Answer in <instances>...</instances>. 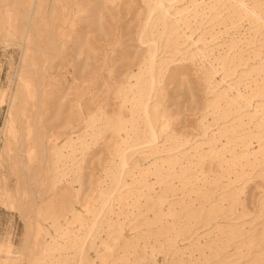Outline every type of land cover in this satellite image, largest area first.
<instances>
[{
	"label": "rangeland",
	"instance_id": "374dc122",
	"mask_svg": "<svg viewBox=\"0 0 264 264\" xmlns=\"http://www.w3.org/2000/svg\"><path fill=\"white\" fill-rule=\"evenodd\" d=\"M154 1L92 2L63 42L82 38L83 53L50 68L45 19L61 9L0 0V264H264V0H177L173 19L147 22ZM145 27L160 41L150 101L159 138L139 148L150 139ZM86 62L96 116L83 139L57 153L35 116L31 135L25 118L14 139L6 119L22 71L40 80L49 69L70 91V69ZM108 118L127 122L120 145L138 144L120 184ZM101 192L115 195L103 212Z\"/></svg>",
	"mask_w": 264,
	"mask_h": 264
},
{
	"label": "bare ground",
	"instance_id": "6f19581e",
	"mask_svg": "<svg viewBox=\"0 0 264 264\" xmlns=\"http://www.w3.org/2000/svg\"><path fill=\"white\" fill-rule=\"evenodd\" d=\"M97 1L101 5V10L107 8L105 0H53V10L60 8V12L56 16L52 15L51 19H45L46 33L48 34L49 43L55 52L50 57V68L55 64L56 60L62 62L69 61L76 56H80L81 46L85 42L82 38H78L72 49H63V42L70 37L78 35L77 27H75V21L83 20L81 15L82 9H89L91 3ZM177 0H155L150 5V11L147 22L155 15L160 13L166 20L174 18L175 2ZM101 27V26H100ZM147 27L143 28L142 34H140V42L148 44V54L146 63L148 71L150 72V78L146 81L145 86H148V93L144 92V89L140 90V106L144 111L147 127L150 135V139L140 144L139 148H145L153 146L158 140L157 129L151 119V95H153V89L156 84L154 77V71L161 65V59H159V40L156 37H148L146 35ZM85 26L81 25L80 30L84 31ZM79 50V52L77 51ZM87 62L85 65L75 64L74 70L70 69L72 73V79L70 80V91L68 87L63 86L59 81L54 80L53 73L46 69L42 72L40 80L35 79L36 71L26 74L23 70L21 73L18 91L10 97V110L9 118L6 119V125L9 124V132L13 133L14 139H19L20 135V121L26 118L28 128L27 136H30L34 131V124L29 118L34 117V122L37 121L43 130L42 137L39 139L41 143L45 142L47 138L48 143L56 152H61L62 147L72 145L77 139H83L84 135H78L80 130L85 129L89 125L88 118L96 116L92 102L88 97L91 86L97 83L96 77H88V72H85ZM140 88V89H141ZM18 107L15 113L14 108ZM100 113L108 116L106 111L98 109ZM127 122L119 121L118 123H111L108 118L106 126L110 128L114 133L116 132L115 141L119 145L118 152L120 157L121 172L117 176V182L120 184L124 180V173L129 165L127 158V148L133 147L138 144H134V141L130 140V146L124 147L120 145V141L117 139L122 127ZM51 131L50 134L47 132ZM38 141V136H35ZM85 144V142H84ZM56 162V161H55ZM102 208L100 212H103L108 207H111L114 202V194L111 192H101ZM98 219H95L90 225V229L96 228ZM17 255V251L13 252Z\"/></svg>",
	"mask_w": 264,
	"mask_h": 264
}]
</instances>
